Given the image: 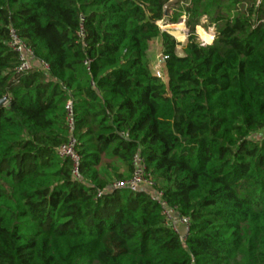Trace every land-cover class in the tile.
<instances>
[{"label": "trees", "instance_id": "trees-1", "mask_svg": "<svg viewBox=\"0 0 264 264\" xmlns=\"http://www.w3.org/2000/svg\"><path fill=\"white\" fill-rule=\"evenodd\" d=\"M182 17L177 50L157 23ZM2 99L0 264H264V0H0ZM69 100L82 183L57 156ZM136 154L153 189L112 188ZM153 191L189 219L183 242Z\"/></svg>", "mask_w": 264, "mask_h": 264}, {"label": "built area", "instance_id": "built-area-1", "mask_svg": "<svg viewBox=\"0 0 264 264\" xmlns=\"http://www.w3.org/2000/svg\"><path fill=\"white\" fill-rule=\"evenodd\" d=\"M83 35L84 33L81 28L78 32V37L82 39ZM8 46L17 55L18 65L16 71L18 73H25L35 64L33 52L25 45V43L12 29L9 31ZM153 75L158 79H163V76L160 75L159 71H156L153 73ZM65 109L67 115L66 123L68 126V142L58 148L57 156L60 159L69 160L71 162L72 179L76 182L82 183L83 178L79 171L80 159L75 151L76 141L73 137L74 125L72 119V105L70 100L66 103ZM132 166V176L126 181L114 182L112 184V188L124 189L130 192H136L142 188L153 189L154 182L146 172L144 159L140 157V155L136 154L134 156ZM150 199L159 206L162 216L164 217L165 226L176 233L183 242L188 234L189 219L187 217L179 216L176 212V209L170 207L165 202L161 192H151Z\"/></svg>", "mask_w": 264, "mask_h": 264}, {"label": "rangeland", "instance_id": "rangeland-1", "mask_svg": "<svg viewBox=\"0 0 264 264\" xmlns=\"http://www.w3.org/2000/svg\"><path fill=\"white\" fill-rule=\"evenodd\" d=\"M177 1L183 2L186 0H170V4H173ZM200 24H204V23L200 21ZM157 25L161 31L166 32L172 38H174V40L180 45L179 47L176 48L177 50H179L181 45H183V43L185 42L186 37H187V32H188V29L185 25L184 17H182L176 24H170L167 20H162L159 23H157ZM194 35L196 36L197 41L201 45L210 44V42L213 39L212 29L207 30L205 28H202L201 26L195 27ZM206 35L209 37L211 35L208 41H206L205 39ZM147 57L149 60L150 70L152 74L155 73L156 71H159L160 75L163 76L164 66H163V57L161 54V43L159 39H155L149 44V48L147 51ZM120 168H121L120 169L121 172H123L124 169L121 166Z\"/></svg>", "mask_w": 264, "mask_h": 264}, {"label": "water", "instance_id": "water-1", "mask_svg": "<svg viewBox=\"0 0 264 264\" xmlns=\"http://www.w3.org/2000/svg\"><path fill=\"white\" fill-rule=\"evenodd\" d=\"M213 39H214V36H213ZM205 45H208V44H205ZM5 103H6V100H5V99L0 100V107H1L2 105H4Z\"/></svg>", "mask_w": 264, "mask_h": 264}, {"label": "crops", "instance_id": "crops-1", "mask_svg": "<svg viewBox=\"0 0 264 264\" xmlns=\"http://www.w3.org/2000/svg\"><path fill=\"white\" fill-rule=\"evenodd\" d=\"M201 21H202V23H205V20H204V19H202ZM201 25H203V24H201ZM201 27H202V26H201ZM208 29L211 30L212 28H207V30H208ZM212 35L214 36L213 29H212Z\"/></svg>", "mask_w": 264, "mask_h": 264}, {"label": "bare ground", "instance_id": "bare-ground-1", "mask_svg": "<svg viewBox=\"0 0 264 264\" xmlns=\"http://www.w3.org/2000/svg\"><path fill=\"white\" fill-rule=\"evenodd\" d=\"M210 37H211V35H210ZM210 37L206 35V37H205L206 41H208V39H210Z\"/></svg>", "mask_w": 264, "mask_h": 264}]
</instances>
